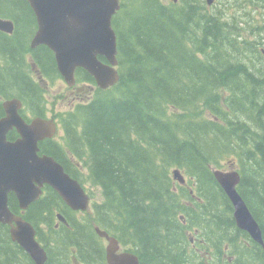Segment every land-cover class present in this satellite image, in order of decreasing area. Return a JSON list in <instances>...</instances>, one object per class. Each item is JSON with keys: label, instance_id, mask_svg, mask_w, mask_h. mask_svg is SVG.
I'll return each instance as SVG.
<instances>
[{"label": "trees", "instance_id": "trees-1", "mask_svg": "<svg viewBox=\"0 0 264 264\" xmlns=\"http://www.w3.org/2000/svg\"><path fill=\"white\" fill-rule=\"evenodd\" d=\"M193 2L134 0L129 6L121 0L112 19L119 80L61 115L59 140L39 142L41 154L102 192V201L91 204L90 218L73 219L49 186L22 214L47 252L45 264H67L73 249L82 264H103L104 245L93 222L129 245L139 264H264V246L236 227L231 202L212 171L227 160L234 163L237 191L264 241V55L259 49L264 26L250 32L249 23L241 36L238 22L206 16L204 6ZM32 16L26 0H0V17L22 25ZM17 41L0 34V49L14 60L11 69L0 68V88L28 104L38 102L29 106L40 115L43 89L21 75ZM35 53L42 73H50L48 63L52 72L51 51L41 45ZM75 77L94 82L82 68ZM69 155L80 166L84 162L87 172ZM174 168L182 171L185 184L173 180ZM8 204L21 212L14 194ZM56 210L67 224L55 227ZM226 252L231 261L223 257ZM0 264H34L2 223Z\"/></svg>", "mask_w": 264, "mask_h": 264}, {"label": "water", "instance_id": "water-1", "mask_svg": "<svg viewBox=\"0 0 264 264\" xmlns=\"http://www.w3.org/2000/svg\"><path fill=\"white\" fill-rule=\"evenodd\" d=\"M32 9L38 29L32 45L44 44L54 52L58 70L69 85L75 82L74 70L84 68L98 87L106 89L119 80L117 37L112 17L120 7L119 0H26ZM0 30L11 31L12 23L0 18ZM99 56L105 58L102 61ZM86 86L85 91L92 89ZM17 99L3 103L5 114L0 117V223L9 226L11 239L36 264H45L47 253L36 239L34 226L8 206L13 193L22 209L42 194L44 184L50 185L73 209H85L89 196L78 182L65 172L52 156L39 154V141L52 138L57 126L54 118L37 116L30 123L18 114ZM15 129L19 137L7 139V132ZM213 175L229 198L235 225L256 243L264 246L261 228L245 201L237 191L240 174L237 170L213 169ZM172 178L180 184L185 178L178 168ZM58 218L65 222L61 215ZM183 219V217L181 216ZM96 234L107 240V264H139L136 254L117 253L119 244L105 231Z\"/></svg>", "mask_w": 264, "mask_h": 264}, {"label": "rangeland", "instance_id": "rangeland-1", "mask_svg": "<svg viewBox=\"0 0 264 264\" xmlns=\"http://www.w3.org/2000/svg\"><path fill=\"white\" fill-rule=\"evenodd\" d=\"M131 1L134 3V0H128L129 6L131 4ZM162 3L165 5H171V4L180 5V4H186V0H162ZM192 4L195 7L196 6L198 7V5L200 6V4L203 5L204 8L201 11V13L202 12L205 13L206 16H211L214 14H221V15H223L225 21L227 19H229L231 21L238 22L239 26L241 25V27L243 28L240 31V35H241V32H245L244 27H246L249 23L251 24L250 32L253 28H255L257 26H264V0H253V2H252V0H195V2H193ZM224 4L226 5V8H224V6H223ZM241 4H242V6H241ZM233 6L238 8V10L237 9L234 10ZM31 11H32V9H31ZM32 13H33V11H32ZM29 29H30V25L27 22V24L20 25V30L17 32L18 35H23V33H24V35L22 37V41L24 44L26 43V34L29 31ZM257 29H259V28L257 27L254 32H256ZM247 33H248V31H247ZM243 36H245V35H243ZM246 36H248V38H252L251 34H247ZM260 41H261L260 42L261 45L259 46V49H263V51H264V36L260 38ZM117 48H118V46H117ZM2 54L5 58V63L7 64V67H9L11 69L13 64H14V60L8 59L9 56H7L4 51H2ZM19 54H20V57H22L20 50H19ZM16 56H17V61L19 64V71H20L21 75L23 76L24 68L22 65V60L18 56V53H16ZM38 56H39V58H42L44 61H46L45 56L39 55V54H38ZM117 58H118V56H117ZM52 60L54 62V70L51 72V64L48 63L46 65V69H48V71L50 73L44 74V73L40 72L39 75L41 76L42 80H38V81L36 80L35 84L37 87L39 85V89L40 88L43 89L42 93H39V99L41 100L42 105H44V106L46 105V108L48 110L47 111V117L52 116L55 119L57 118L56 122L58 124L59 130L56 132V134L53 137V139H55L57 141L60 139V136L62 135V130L60 129V126H59L60 125L59 124L60 116L63 115L64 113H66L75 104H77L79 102H86V101L89 102V101L95 99L97 94H100V92H98V91L104 90V89L98 87L95 82H91V81H77V80H75L73 85H69L67 83V81L65 80V78L63 77V75L58 70L54 55L52 56ZM76 70H77V68H75L74 72ZM117 70H118V73H120L121 69L118 65H117ZM119 77H120V74H119ZM78 83H84L85 84L84 86L90 85L93 88L89 89L87 91H85V88H83L82 90L78 91V93H81V95L78 94V96H74L72 94H69L70 87L73 88L72 86H74L75 84H78ZM77 86H82V85L78 84ZM97 89H99V90H97ZM23 93L26 95L25 92H23ZM63 95L65 96L64 98H63ZM27 102H29V101H27ZM37 104H38V102L35 104L30 103L31 106H36ZM80 164H81V166H83L82 172L86 173L87 170H86V167L84 166V162L80 161ZM233 168L236 169L234 163H229V161L227 160L225 162V166L223 168H219V169H222L224 171H228V170H231ZM80 184L89 196V202H88L87 207L85 209H81L80 207L77 209H73L70 206H68L64 202V200L60 197V195L50 185L44 184L42 187L43 188L42 190L44 191L45 186H49L50 188H52L54 190V192L60 197V199L65 203V205L67 206V209L69 208L70 210H72L71 213L73 214V219L79 220L81 217L82 218L83 217L84 218H90L91 217V210H92L91 204L94 202L100 203L102 201V192H101V189L99 188V186L94 185L92 182H90V180H88V182H86V183L81 182ZM41 196H42V194L40 195V197ZM38 199H35L33 202L37 201ZM33 202H31L30 205ZM28 207L29 206H27L26 210L28 209ZM54 212H55V216H54L55 219L53 218L54 219L53 220L54 225L56 223L60 224L61 221L58 218V216L59 215L63 216V213L60 210H56ZM91 225H92L95 233H97L96 229H99L101 231H105L110 237H113L117 240V242L119 244V249L116 251L117 253H120L122 251L132 252V250H130L131 247L129 245L123 246L122 244H120V242L118 241L116 236L109 233L106 229L102 228L100 225L96 224L95 222H93ZM41 227L43 228V227H45V225L41 224ZM100 241L102 242L104 247L108 243L107 240L103 237H100ZM227 247L228 246L225 245L224 250H228ZM104 250H105V248H104ZM229 256H231L230 253L226 252V254H224L223 257L228 259ZM105 259H106V257H105ZM32 262L34 264H36L33 260H32ZM67 264H82L81 261H78L75 258L74 249H73L72 255H70V259L68 260Z\"/></svg>", "mask_w": 264, "mask_h": 264}, {"label": "flooded vegetation", "instance_id": "flooded-vegetation-1", "mask_svg": "<svg viewBox=\"0 0 264 264\" xmlns=\"http://www.w3.org/2000/svg\"><path fill=\"white\" fill-rule=\"evenodd\" d=\"M119 3H120V7L119 8H121V0H119ZM10 19H11V21L13 23V31L12 32H6V31L0 30V34L6 36L10 40H11V38L12 39L13 38H17L18 39L17 43L20 44V45L17 44V46H18L19 50L21 51V55H22L21 60H22L23 68H24L23 74L32 83H35L36 80L37 81L38 80H42L41 76L39 75L40 71L37 69V67L33 63V61L37 62L35 51L37 50L38 47L41 46V45L35 46V47L32 46V38L34 37V35H35L36 31H37V28H38L35 15L33 14L32 18L28 19L29 20L28 24L30 25V29H29V31L26 34V43L25 44L22 41V37H23L24 33H23V35H18L17 34V32L20 30V24H18V22L15 23V21L12 18H10ZM261 51H262V54L264 55L263 49H261ZM6 66H7V64H5V58H4L3 54H2V50L0 49V68H4ZM78 84H80L82 86H77ZM78 84H75L73 86V88L70 87L69 94H72L74 96H78V94L81 95V93H78V91L82 90L84 88L85 84L84 83H78ZM4 87H6V86H4ZM26 95L28 97H30L28 94H26ZM14 96L19 97V99L22 102L21 108L19 109V113L26 121H29L33 116H36L34 108H31V106H29L30 104L27 103L26 99H24L23 96H21V95H13L11 93L5 92L3 90V88H0V110H1L0 111V116L5 114L4 107L2 105V101L5 100V99L13 98ZM64 97L65 96L63 95V98ZM38 100H39L40 103H39V109H37V112L40 115H43V116L47 117V111L48 110L46 108V105L45 106L42 105L41 104V100L40 99H38ZM70 159H71V161L73 163H76L75 160L72 157H70ZM76 164H78V163H76ZM79 167L82 169V167L80 165H79ZM29 206H30V204H29ZM60 225H61V223L60 224L56 223L55 227H58ZM191 242L193 243L192 239H191ZM103 264H107L106 263V259L104 260Z\"/></svg>", "mask_w": 264, "mask_h": 264}]
</instances>
